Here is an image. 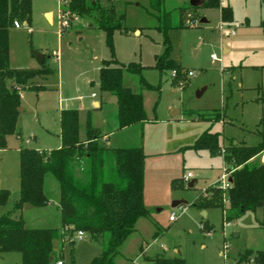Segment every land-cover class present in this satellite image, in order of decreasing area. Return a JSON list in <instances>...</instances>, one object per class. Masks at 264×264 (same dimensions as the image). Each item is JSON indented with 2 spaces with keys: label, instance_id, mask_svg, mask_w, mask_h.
Here are the masks:
<instances>
[{
  "label": "rangeland",
  "instance_id": "374dc122",
  "mask_svg": "<svg viewBox=\"0 0 264 264\" xmlns=\"http://www.w3.org/2000/svg\"><path fill=\"white\" fill-rule=\"evenodd\" d=\"M191 1L165 2V9L171 13L167 22L170 58L185 72L182 79L175 81L173 71L161 74L155 68L157 57L165 53L167 45L165 35L158 29V19L150 13V1L101 0L102 5L112 3L116 7L118 15L124 17V28L128 32L115 33V58L126 65L142 64L145 67L143 78L154 88L144 86L140 76L129 72L124 73L123 84L143 95L147 118L157 120L155 124H147L144 130L148 156L145 204L151 210L152 219H143L137 225V233L121 247L115 264H155V259L176 257L184 259L186 264H237L240 254L246 250H264V230L257 228L261 211L248 212L228 224L222 208L203 210L194 206L198 196L212 194L208 188L216 187L217 182L208 186L206 183L222 177L224 159L208 154L199 157L191 150H182L189 142H183V136L167 124L174 110L182 111L179 117L183 120L201 116L212 124L221 117L212 131L220 133L222 146L232 142L256 146L262 141L264 32L260 25L264 20V5L262 0H221L222 6H231L234 17L232 24H223L220 10L193 8ZM182 7L186 8V13L180 14ZM62 8L61 0H33L31 25L22 24L21 28L10 31L12 69H40L33 56L37 51L48 57L46 67L54 73L46 80L37 78L31 83L36 88L43 85L46 90L37 92L26 88L23 91L18 132L7 137L6 149H0V189L11 193L8 204L0 206V217L13 211L19 200L18 149L49 151L59 147L60 108L78 106L82 102L90 108L95 124H110L116 119L114 107L104 104L102 110L96 109L91 97L94 92L99 94V65L103 60L112 59L106 35L101 30H88L86 24L93 22L88 16L72 15L78 20L64 28L60 19ZM48 13L53 14L54 23L49 21ZM194 13L209 22L191 23ZM136 31L140 33L136 35ZM189 72L194 76H189ZM67 98L71 102H67ZM190 111L197 114H189ZM202 123L205 122L193 124L201 126ZM141 134L140 127L135 128L129 135V145L136 146ZM188 139L192 141V136ZM263 160L264 154L253 162L260 164ZM187 172H192L195 175L192 180L198 183L189 189V183L185 182L184 190L173 191L172 181L184 180ZM44 191L50 202L48 206L25 205L14 217H22L28 228H61L57 208L59 185L53 175L46 177ZM176 199L188 204L173 208ZM173 212L178 214L176 222H170ZM155 233H158L156 238ZM60 243L56 242V247ZM81 245L84 244L78 240L75 249ZM94 245L102 248L100 242L94 241ZM65 251V264H73L69 244ZM21 263L20 253L0 254V264Z\"/></svg>",
  "mask_w": 264,
  "mask_h": 264
},
{
  "label": "trees",
  "instance_id": "16d2710c",
  "mask_svg": "<svg viewBox=\"0 0 264 264\" xmlns=\"http://www.w3.org/2000/svg\"><path fill=\"white\" fill-rule=\"evenodd\" d=\"M149 1L150 13L158 19V29L165 35L167 45L165 53L157 57L155 68L161 74L166 71L176 72L175 81L182 79L185 72L170 58L171 46L167 37L170 27L167 22L171 13L165 9L166 0ZM262 3L264 5V0ZM202 7L220 10L224 24L234 22L231 6H222L221 0H205ZM32 10L33 0H0V149H6L7 137L18 132L21 92L26 88L44 91V86L36 88L31 83L54 73L46 67V62L37 70L11 68L10 31L15 28V22L30 26ZM62 11L91 17L93 23L89 28L101 30L106 35L112 59L103 61L99 90L118 98L119 129L144 124L147 115L143 95L124 86V73L138 75L144 86L154 87L144 80L145 67L142 64L132 62L125 65L115 59L114 35L117 31L128 33L124 28V17L118 15L112 3L102 5L101 0H70L67 9L63 8ZM183 13H186L185 7L180 9V14ZM201 19L194 13L191 23ZM260 27L264 32V20ZM189 114L197 113L190 111ZM192 120L209 121L201 116ZM219 122L221 117L193 145L182 150L208 151L212 157L222 156L225 167L231 172L232 187L228 191L217 186L209 187L208 192L212 194L207 197L198 196L194 206L203 210L222 208L228 224L238 221L248 212L255 213L261 209L263 218L259 228L264 230V163L253 162L264 154V134L256 146L241 143L235 145L232 142L223 147L220 144V133L212 132V127ZM60 127V148L49 151L20 149V198L13 211L0 217V254L20 253L21 264H57L63 262V251L56 250V242H70L74 246L75 234L84 232L93 241L100 242L102 247V254L90 264H115L121 247L136 232L138 221L151 217L145 204L147 155L143 147L112 148L102 143V134L92 127L90 116L87 119L86 139L82 141L77 109L61 112ZM48 175H53L60 186L63 228H28L22 218L14 217V213L22 210L25 205L36 208L49 205L44 191ZM171 186L173 191L184 190L185 181L183 178L174 179ZM10 196L9 190L0 189V206L7 205ZM155 264H186V261L178 257L158 258ZM237 264H264V250H246L240 254Z\"/></svg>",
  "mask_w": 264,
  "mask_h": 264
},
{
  "label": "crops",
  "instance_id": "0c3cea01",
  "mask_svg": "<svg viewBox=\"0 0 264 264\" xmlns=\"http://www.w3.org/2000/svg\"><path fill=\"white\" fill-rule=\"evenodd\" d=\"M47 17L49 19V21L51 23H54V16L52 13H48L47 14ZM78 18H72V21H77ZM209 22V21H208ZM222 22V21H221ZM93 22H88L86 24V27L88 28L89 31H100L98 29H93V28H89V25L92 24ZM224 24V23H223ZM234 34H235V31H233ZM232 32V34H233ZM138 33L140 32H135V34L137 35ZM116 59V58H115ZM46 61H47V58H46ZM105 61V60H103ZM103 61L101 63V65H99V77H100V70L103 66ZM116 61H118L120 64H124V63H121L118 59H116ZM38 63V62H37ZM126 65V64H125ZM38 66L41 68V66L38 64ZM40 80H46L47 78H39ZM42 82V81H41ZM95 84V82H93V85ZM98 88H99V80H98ZM43 86V85H42ZM45 87V86H44ZM46 88V87H45ZM30 89V88H28ZM47 89V88H46ZM45 89V90H46ZM32 90V89H30ZM24 91V90H23ZM23 91L21 92V96L23 98ZM113 95H110V94H106V93H101L100 90H99V94L94 92L92 94V105L93 107H95L96 109H99V110H102L103 108V105L104 104H107V105H110L112 107L115 108V112L116 113V119L108 124L107 122H105L104 124H101L99 125V123L95 124L94 123V120L92 119V116L91 114L89 113L90 111V108L88 107L87 104L85 103H80V105L78 106H74V107H63V108H60L59 109V118H60V114L63 110L65 109H77L79 110V114H80V138L81 140H85L86 139V125H87V119H88V116L91 117V124H92V127L98 131L101 132L102 134V143H104L105 145H107L108 147H112V148H135V147H143L144 148V151L146 153V140L144 138V130H145V127L147 124L151 123V124H155V122L157 120H149L147 118V121L144 123V124H136V125H133V126H130V127H127V128H124V129H119V120H118V106L117 104H111L110 101H111V98H112ZM67 102H71L70 98H67L66 99ZM182 113V111H180V114ZM21 114V113H20ZM179 114V115H180ZM179 115H177L175 118H172L171 117V121H168L167 124L171 127V129H175L179 134H181L183 137H182V140L183 142H189L187 145H184L185 147L186 146H190V145H193L195 143V141L199 138V136L204 132L206 131L208 128H210L211 124L208 123V122H205L204 124L202 123L201 126H196L195 124H193L195 121L192 120V119H181L179 117ZM60 120V119H59ZM82 122L84 123V125H82ZM137 127H140L141 129V135H140V139L138 141V144L136 146H133V145H129L131 144L130 142V138H129V135H131V133L134 131V129ZM213 128V127H212ZM59 131L61 133V128H59ZM214 132V131H212ZM214 133H218V132H214ZM192 136V141H188L189 139L188 138H191ZM188 137V138H187ZM61 138V137H60ZM187 138V139H185ZM140 142V143H139ZM190 142H193V143H190ZM237 144V142H235ZM62 145V141L60 142V145L59 147L57 148H60ZM226 146V145H223V147ZM19 150V153H20V148L18 149ZM191 152L195 153L196 155H198L199 157H202L203 155H210V153L208 151H199V152H196V151H193L191 150ZM211 157V156H210ZM223 158V157H222ZM147 159H148V156H147ZM146 159V161H147ZM264 161V160H263ZM224 163V162H223ZM264 163V162H263ZM225 165V163H224ZM146 168V166H145ZM188 173V172H187ZM186 175V174H185ZM184 175V176H185ZM183 176V177H184ZM193 178H195V175H193ZM196 180V179H194ZM219 180V179H218ZM217 180V181H218ZM192 181V180H191ZM217 181H214L212 183H206V186L208 185H212V184H215ZM197 183H198V180H197ZM196 183V184H197ZM195 184V185H196ZM59 185V184H58ZM205 186V187H206ZM44 188H45V183H44ZM19 198H20V191H19ZM176 200H180V199H176ZM58 212H60V218H61V228L57 227V228H46V229H62L63 226H62V216H61V208H60V186H59V198H58ZM146 207L147 209L151 212L150 208L148 207V205L146 204ZM43 208V207H42ZM24 209V207H23ZM20 210V211H23ZM257 211H261L262 212V215H261V219L260 220H257V228H259V222L262 220L263 218V211L261 209H258ZM206 215V214H205ZM22 218V217H21ZM23 219V218H22ZM143 219H147V220H150L152 219V214H151V217L150 218H143ZM143 219H140L137 223V225L143 220ZM137 225H136V232L134 234L137 233ZM157 226V224H155V227ZM35 229V228H34ZM41 229H44V228H41ZM133 234V235H134ZM156 235V233H155ZM154 235V238H156ZM87 235H85L84 239L83 240H79L80 241V244H84V245H81L79 246L78 248L75 249V244L78 240H75V244L74 246H72L70 244V242H61L60 245H58V247H56V250L59 251V250H62L63 251V264H65V260H66V251H65V248H66V245L69 244L70 245V248H71V257H72V260H74V264H90L92 262V260L96 257H99L101 254H102V248H100V246H95L94 245V241L90 238H86ZM132 236V235H131ZM130 236V237H131ZM129 237V238H130ZM90 239V240H89ZM127 242V241H126ZM125 242V243H126ZM100 248V249H99ZM72 249L74 250L73 251V254H72ZM141 252H144V249L143 247H141ZM169 259V258H168ZM73 262V261H72Z\"/></svg>",
  "mask_w": 264,
  "mask_h": 264
},
{
  "label": "built area",
  "instance_id": "2783aa9c",
  "mask_svg": "<svg viewBox=\"0 0 264 264\" xmlns=\"http://www.w3.org/2000/svg\"><path fill=\"white\" fill-rule=\"evenodd\" d=\"M108 1L109 2H115L116 0H108ZM61 2L63 3V8L67 9V6L69 4L68 0H61ZM63 8H62V10H63ZM62 10H61V12H63ZM60 19H62V21H63L62 24H63L64 28H68L70 26L71 21H72V15L69 11H64L62 18L60 17ZM21 26L22 25L19 22L14 23L15 28H21ZM233 34H234V32H233ZM188 75L194 76V73L189 72ZM176 77H177V73L173 72V78H176ZM192 178H193L192 172H188L184 176V181L186 183H189L192 180ZM216 186L223 191H228L231 189V187H232L231 172L227 169V167L224 168L222 177L219 178V180L216 183ZM177 217H178V214L176 212H173L170 216V222H176ZM85 235L86 234L84 232H78L77 234H75V237L73 238V240L74 241L75 240H83ZM57 264H63V262H58Z\"/></svg>",
  "mask_w": 264,
  "mask_h": 264
},
{
  "label": "water",
  "instance_id": "95a60500",
  "mask_svg": "<svg viewBox=\"0 0 264 264\" xmlns=\"http://www.w3.org/2000/svg\"><path fill=\"white\" fill-rule=\"evenodd\" d=\"M205 3V0H192L191 1V6L192 7H195V8H199V7H202ZM200 23L202 24H207L208 23V20L205 19V18H202L200 20ZM227 52V51H226ZM33 56H35L38 64L40 66H42L45 62H46V58L47 56L43 53H40V52H37V51H34L33 52ZM202 94V92L199 93V96ZM111 104H117L118 103V98L116 96H112L111 98V101H110ZM20 112H23V108H20ZM180 114V110H174L171 114V117L172 118H175L177 115ZM236 145V143H235ZM232 181V179H231ZM197 183V180H192L189 182L188 184V188L189 189H193L195 187V184ZM188 203L186 201H182V200H177V201H174L173 204H172V207L173 208H176V207H179V206H183V205H187Z\"/></svg>",
  "mask_w": 264,
  "mask_h": 264
}]
</instances>
